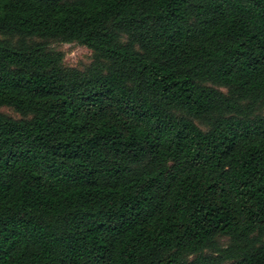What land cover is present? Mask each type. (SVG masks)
Returning a JSON list of instances; mask_svg holds the SVG:
<instances>
[{"label":"trees","instance_id":"16d2710c","mask_svg":"<svg viewBox=\"0 0 264 264\" xmlns=\"http://www.w3.org/2000/svg\"><path fill=\"white\" fill-rule=\"evenodd\" d=\"M0 36V264H264V0H0Z\"/></svg>","mask_w":264,"mask_h":264},{"label":"rangeland","instance_id":"374dc122","mask_svg":"<svg viewBox=\"0 0 264 264\" xmlns=\"http://www.w3.org/2000/svg\"><path fill=\"white\" fill-rule=\"evenodd\" d=\"M0 38L3 37L0 36ZM49 48L63 54L64 64L67 67L81 68L83 66H87L92 62L94 57V54L90 50L75 43L64 44L59 42H50ZM0 112L15 119L20 118L17 113L9 108H1Z\"/></svg>","mask_w":264,"mask_h":264}]
</instances>
